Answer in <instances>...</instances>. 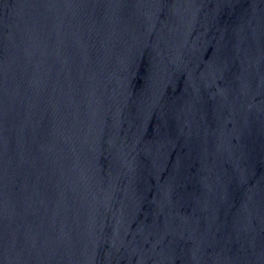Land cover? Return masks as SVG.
<instances>
[{
    "label": "water",
    "instance_id": "obj_1",
    "mask_svg": "<svg viewBox=\"0 0 264 264\" xmlns=\"http://www.w3.org/2000/svg\"><path fill=\"white\" fill-rule=\"evenodd\" d=\"M0 264H264V0H0Z\"/></svg>",
    "mask_w": 264,
    "mask_h": 264
}]
</instances>
